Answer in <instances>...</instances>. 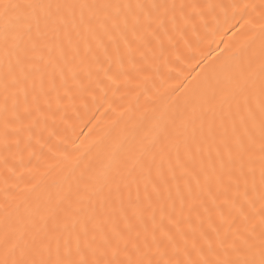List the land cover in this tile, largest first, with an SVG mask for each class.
<instances>
[{
    "label": "snow or ice",
    "instance_id": "6c2138e0",
    "mask_svg": "<svg viewBox=\"0 0 264 264\" xmlns=\"http://www.w3.org/2000/svg\"><path fill=\"white\" fill-rule=\"evenodd\" d=\"M0 264H264V0H0Z\"/></svg>",
    "mask_w": 264,
    "mask_h": 264
},
{
    "label": "bare ground",
    "instance_id": "6f19581e",
    "mask_svg": "<svg viewBox=\"0 0 264 264\" xmlns=\"http://www.w3.org/2000/svg\"><path fill=\"white\" fill-rule=\"evenodd\" d=\"M221 43L220 42V39L219 37L216 38V43H213L211 44V48H215L216 47V44H219ZM223 45L221 44V47ZM202 51H203V54L204 55H207L208 52H209V47H208V44H205L203 47H202ZM212 55H215V53H212ZM198 70V69H197ZM194 74V73H193ZM128 105V100H124V101H117L116 103V109H117V112L116 113H111L110 116L108 117V119H116L117 118V113L124 107H127ZM28 174L25 173V179H28ZM36 179H39V177L37 176Z\"/></svg>",
    "mask_w": 264,
    "mask_h": 264
}]
</instances>
